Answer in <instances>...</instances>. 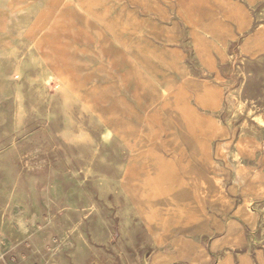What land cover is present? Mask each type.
I'll return each mask as SVG.
<instances>
[{
  "label": "rangeland",
  "instance_id": "1",
  "mask_svg": "<svg viewBox=\"0 0 264 264\" xmlns=\"http://www.w3.org/2000/svg\"><path fill=\"white\" fill-rule=\"evenodd\" d=\"M0 264H264V0H0Z\"/></svg>",
  "mask_w": 264,
  "mask_h": 264
},
{
  "label": "bare ground",
  "instance_id": "2",
  "mask_svg": "<svg viewBox=\"0 0 264 264\" xmlns=\"http://www.w3.org/2000/svg\"><path fill=\"white\" fill-rule=\"evenodd\" d=\"M84 13V12H83ZM86 15H87V13H86ZM32 48H34V47H32ZM36 49V48H35ZM39 50V49H38ZM47 54V53H46ZM39 62V61H38ZM54 63H55V61H53ZM104 141H108V134H105L104 135ZM105 143H107V142H105ZM112 143V142H111ZM111 145V144H110ZM74 177V176H73ZM69 179H71V178H69ZM67 182V181H66ZM59 183H61V182H59ZM81 183V182H80ZM107 184V183H106ZM61 193V192H60ZM61 196H62V194H61ZM69 196V195H68ZM102 198V197H101ZM10 204H12V203H10ZM87 238V237H86Z\"/></svg>",
  "mask_w": 264,
  "mask_h": 264
}]
</instances>
